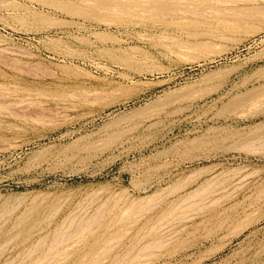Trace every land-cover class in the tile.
Here are the masks:
<instances>
[{
  "label": "rangeland",
  "instance_id": "obj_1",
  "mask_svg": "<svg viewBox=\"0 0 264 264\" xmlns=\"http://www.w3.org/2000/svg\"><path fill=\"white\" fill-rule=\"evenodd\" d=\"M263 8L0 0V264H264Z\"/></svg>",
  "mask_w": 264,
  "mask_h": 264
},
{
  "label": "bare ground",
  "instance_id": "obj_2",
  "mask_svg": "<svg viewBox=\"0 0 264 264\" xmlns=\"http://www.w3.org/2000/svg\"><path fill=\"white\" fill-rule=\"evenodd\" d=\"M223 9H224V8H223ZM227 9H228V8H227ZM260 10H261V9H260ZM263 10H264V8H263ZM263 10H262L261 13H263ZM73 11H74V12H75V11L77 12V10H73ZM70 12H72L71 9H70ZM72 13H73V12H72ZM232 13H233V12H232ZM239 13H240V12H239ZM75 14H76V13H75ZM233 14H234V13H233ZM0 97H1V96H0ZM2 97H3V96H2ZM235 101H236V100H234V102H232V103L236 106V103H237L238 100L236 101V103H235ZM238 102H240V101H238ZM232 103H231V104H232ZM231 106H233V105H231ZM231 106H230V108H231ZM263 137H264V136H263ZM263 137H262V139H264ZM260 138H261V137H260ZM258 140H259V142H263V140H261V141H260V139H258ZM258 140H257V141H258ZM253 141H255V140H253ZM259 145H262V148H264V142H263V143H260ZM245 147H246V148H245ZM253 147L255 148L256 146H253ZM253 147L251 146V148H249V151L254 150ZM241 148H243V149L245 148V150H248V149H247V146H244V147H241ZM256 148H257V147H256ZM256 148H255V149H256ZM258 148H261V147H258ZM254 151H255V150H254ZM251 152H252V151H251ZM258 152H259V151H258ZM196 195H197V194H196ZM186 197H187V196H186ZM191 203H192V202H191ZM199 203H200V202H199ZM199 203H198V204H199ZM208 203H209V202H208ZM211 203H212V201H211ZM186 204H187V203H186ZM195 204H196V203H195ZM213 204H215V203H213ZM179 205H181V204H179ZM192 205L194 206V204H190V206H192ZM203 205H204V204H203ZM208 205L211 206V204H207L206 207H207ZM193 206H192V207H193ZM195 206H196V205H195ZM195 206H194V207H195ZM199 206H200V205H199ZM212 206H213V205H212ZM201 207H202V206H201ZM201 207H197V208H201ZM206 207L204 206V209H205ZM5 208H6V207H5ZM208 208H209V207H208ZM208 208H207V209H208ZM179 210H180V209H179ZM192 210H193V209H192ZM197 210H198V209H197ZM195 211H196V210H194V212H195ZM198 211H200V210H198ZM201 211H202V209H201ZM201 211H200V212H201ZM203 211H204V210H203ZM10 212H11V211H10ZM198 214H199V213H198ZM210 214H211V213H210ZM169 216H170V215H169ZM70 222H72V221H69L68 223H69V224H72V223H73V222H72V223H70ZM158 222H159V221H158ZM76 223H77V222H76ZM80 223H83V222H80ZM155 223H156V222H155ZM69 224H66V226H68ZM73 224H74V223H73ZM74 225H75V224H74ZM79 225H80V224H78V226H79ZM88 225H89V224H88ZM91 225H92V224H91ZM69 226H72V225H69ZM78 226H77V224L74 226L75 228H74L73 232L76 231V230H78L77 228H80V227H78ZM64 227H65V226H64ZM89 227H90V226H89ZM91 227H92V226H91ZM137 227H138V226H137ZM65 228H66V227H65ZM153 228H154V227H153ZM85 229H87V228H85ZM141 229H142V228H141ZM56 230H57V229H56ZM158 230H159V228H158ZM86 231H87V230H86ZM49 232H50V231H49ZM71 232H72V231H71ZM153 232H154V231H153ZM50 233H52V232H50ZM160 233H161V232H160ZM173 233H174V232H173ZM52 235H53V234H52ZM68 235H69V234H66V233L63 234V232H59V230H58V231L56 232V234L53 236V238L50 240V242L48 241V242H49V246L46 245V246L48 247V248L46 247V248H47L46 251L43 250L44 254L42 255V259H43V258H44V259H49V262H50V261H53V259H51V258H53V257L55 256V254H57V253H56L57 250H58V249H61V248L64 246L63 244H66V243L68 242L67 240H69V241L71 240V239H68V238H71V237H70L71 235H69V236H68ZM74 235H75V234H74ZM172 235H174V234H172ZM41 236H42V235H41ZM41 236H40V238H41ZM48 236H49V235H48ZM142 236H144V235H142ZM142 236H140V237H142ZM43 237H44V235H43ZM46 237H47V236H46ZM50 237H51V235H50ZM74 237H75V236H74ZM12 238H13V237H12ZM40 238H39V240H40ZM44 238H45V237H44ZM44 238H43V239H44ZM72 238H73V237H72ZM159 238H160V237H159ZM43 239H42V240H43ZM138 239H139V238H138ZM165 239H166V237H165ZM39 240H36V241L39 243ZM46 240H47V239H46ZM158 240H159V239H158ZM158 240H157V241H158ZM160 240H161V239H160ZM160 240H159V241H160ZM36 241H35V245H34V243H33L34 246L37 245V244H36ZM66 241H67V242H66ZM108 241H109V240H108ZM111 241H112V239H111ZM137 241H139V240H137ZM159 241H158V242H159ZM41 242H42V241H41ZM41 242H40V243H41ZM113 242H114V241H113ZM158 242H156V243L153 242V243H151V244H155V245H157ZM166 242H167V241H166ZM40 243H39V244H40ZM42 243H47V242H46V241H45V242L43 241ZM109 243H110V242H109ZM111 243H112V242H111ZM117 243H118V242H117ZM159 243H160V242H159ZM104 244H105V243H104ZM135 244H136V243H135ZM146 244L149 245L150 243H149V244L146 243ZM163 244H164V243H162V245H163ZM3 245H4V244H2V246H3ZM41 245H42V244H41ZM44 245H45V244H44ZM44 245H43V246H44ZM61 245H63V246H62L61 248H59ZM127 245H128V244H127ZM141 245H142V244H141ZM141 245H140V246H141ZM147 245H145V246H147ZM38 246H40V245H38ZM43 246H40V247H43ZM111 246H112V245H111ZM114 246H115V244H114ZM145 246L143 245V247H142L141 249H139L140 247H139V248L137 247V248H138V249L136 248L137 251H136L135 249H133V250H135V252L132 251V250L129 251L130 249H129V250L126 249V250H127L126 253H124V255L121 256L118 260H117V259L115 260V258H114V260H115L116 262H114V263L112 262V263H113V264H136V263L138 262V261H136V259H137L138 257L140 258L139 255L143 254V253L146 251V249H148L147 247H149V246H147V247H145ZM29 247H30V245H29ZM112 247H113V246H112ZM133 247H135V246H133ZM150 247L152 248L151 245H150ZM150 247H149V248H150ZM156 247H158V246H156ZM1 248H2V247H1ZM27 248H28V247H27ZM33 248H34V247H33ZM33 248H31V251H32ZM106 248H109V247H106ZM128 248H129V247H128ZM151 248H150V250H151ZM28 249H29V248H28ZM34 249H36V247H35ZM42 249H44V248H42ZM102 249H103V248H102ZM102 249H101V250H102ZM110 249H111V247H110ZM154 249H156V248L154 247ZM37 250H38V248H37ZM101 250H100V251H101ZM108 250H109V249H108ZM152 250H153V249H152ZM28 251H29V250H28ZM33 251H34V250H33ZM41 251H42V250H41ZM58 251H60V250H58ZM98 251H99V250H98ZM100 251H99V252H100ZM103 251H105V250H103ZM103 251H102V253H103ZM25 252H26V250H25ZM35 252H36V251H35ZM60 252H61V251H60ZM64 252H65V251H64ZM96 252H97V251H96ZM106 252H109V251H106ZM131 252H134V253H131ZM149 252H150V251H149ZM31 253H33V252H31ZM41 253H42V252H41ZM94 253H95V252H94ZM28 254L30 255V253H28ZM36 254H37V253H36ZM39 254H40V252H39ZM97 254H98V253H97ZM104 254H108V253H104ZM122 254H123V253H122ZM147 254H148V252H147ZM147 254H145V255H147ZM149 254H150V253H149ZM153 254H154V253H153ZM15 255H16V254H15ZM17 255H18V254H17ZM22 255H23V254H22ZM29 255H28V256H29ZM57 255H59V254H57ZM57 255H56V256H57ZM117 255H118V254H117ZM120 255H121V254H120ZM65 256H66V255H65ZM92 256H93V255H92ZM96 256H97V255H96ZM98 256H99V255H98ZM98 256H97V257H98ZM109 256H110V255H109ZM113 256H115V255H113ZM148 256H149V255H148ZM153 256H154V255H153ZM14 257H15V256H14ZM36 257H39V256H36ZM36 257H35V258H36ZM68 257H69V255H68ZM101 257H104V255H103V256L101 255ZM146 257H147V256H146ZM150 257H151V256H150ZM25 258H26V257H25ZM25 258H24V260H25ZM66 258H67V257H66ZM92 258H93V257H92ZM117 258H118V257H117ZM141 258H142V255H141ZM12 259H13V257H12ZM39 259H40V258H39ZM44 259H43V260H44ZM56 259H58V258H55V260H56ZM64 259H65V258H64ZM97 259H99V258H97ZM105 259H107V258H105ZM24 260H23V261H24ZM30 260H32V259L30 258ZM33 260L35 261V259H33ZM40 260H41V259H40ZM93 260H94V259H93ZM95 260H96V257H95ZM95 260H94V263H97L98 261L95 262ZM114 260H113V261H114ZM10 261H11V260H10ZM20 261H21V260H20ZM23 261H22V262H23ZM18 262H19V261H18ZM25 262L28 263V261H25ZM47 262H48V261H47ZM53 262H54V261H53ZM11 263H12V262H11ZM27 263H26V264H27ZM30 263H31V262H30ZM94 263L91 262V264H94ZM138 263H139V262H138ZM7 264H9V263H7ZM100 264H101V263H100Z\"/></svg>",
  "mask_w": 264,
  "mask_h": 264
}]
</instances>
